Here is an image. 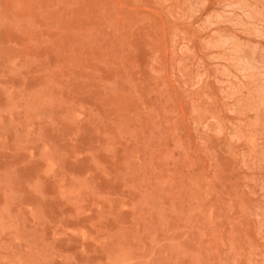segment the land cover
I'll list each match as a JSON object with an SVG mask.
<instances>
[{
	"label": "rangeland",
	"instance_id": "1",
	"mask_svg": "<svg viewBox=\"0 0 264 264\" xmlns=\"http://www.w3.org/2000/svg\"><path fill=\"white\" fill-rule=\"evenodd\" d=\"M0 264H264V0H0Z\"/></svg>",
	"mask_w": 264,
	"mask_h": 264
}]
</instances>
